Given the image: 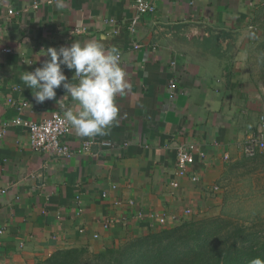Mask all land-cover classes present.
<instances>
[{
	"label": "crops",
	"instance_id": "crops-1",
	"mask_svg": "<svg viewBox=\"0 0 264 264\" xmlns=\"http://www.w3.org/2000/svg\"><path fill=\"white\" fill-rule=\"evenodd\" d=\"M135 1L0 0V264L99 252L217 213L232 196V173L246 162L238 144L260 127L248 69L264 0H143L152 7L143 14ZM76 41L118 48L129 88L107 135L70 127L73 154L63 159L34 151L14 122L63 114L62 86L37 103L20 76L41 67L47 48ZM62 71L70 82L74 70ZM185 143L196 151L181 176L176 146Z\"/></svg>",
	"mask_w": 264,
	"mask_h": 264
},
{
	"label": "clouds",
	"instance_id": "clouds-1",
	"mask_svg": "<svg viewBox=\"0 0 264 264\" xmlns=\"http://www.w3.org/2000/svg\"><path fill=\"white\" fill-rule=\"evenodd\" d=\"M62 6L57 3L58 8ZM44 53L48 59L34 71H24L21 83L34 90L37 103L55 99L56 89L62 86L66 94L57 101L63 109L61 122L81 138L107 135L119 115L115 99L129 88L119 49L113 46L106 50L96 41H76L59 50L49 47ZM62 66L74 70L71 81L75 83L67 81ZM68 102L73 107H68ZM250 264H264V259L256 257Z\"/></svg>",
	"mask_w": 264,
	"mask_h": 264
},
{
	"label": "trees",
	"instance_id": "trees-1",
	"mask_svg": "<svg viewBox=\"0 0 264 264\" xmlns=\"http://www.w3.org/2000/svg\"><path fill=\"white\" fill-rule=\"evenodd\" d=\"M226 203L216 218H191L152 229L124 248L111 245L96 254H89L87 248L64 249L33 264H250L256 257L264 259V240L249 227H231L230 221H224V216H231L225 212ZM220 222L226 226L220 228Z\"/></svg>",
	"mask_w": 264,
	"mask_h": 264
},
{
	"label": "rangeland",
	"instance_id": "rangeland-1",
	"mask_svg": "<svg viewBox=\"0 0 264 264\" xmlns=\"http://www.w3.org/2000/svg\"><path fill=\"white\" fill-rule=\"evenodd\" d=\"M253 37L254 42L250 52L251 64L248 70L252 75L250 87L255 96L250 104L255 112L256 122L260 123L261 118L264 117V15L256 21ZM260 154L256 161H251L253 158L249 159L241 155L246 162H243L244 166L240 165V168L232 173L235 174L232 181L233 193L225 205V212L230 213L231 216L228 215L229 218L224 216V221H230L231 227H249L251 232L257 234V238L264 240V152ZM224 208L223 206L219 212L203 215L200 218H216ZM224 226L226 222H220V228ZM134 239L115 246L124 248L129 246ZM88 253L98 252L89 250Z\"/></svg>",
	"mask_w": 264,
	"mask_h": 264
},
{
	"label": "built area",
	"instance_id": "built-area-1",
	"mask_svg": "<svg viewBox=\"0 0 264 264\" xmlns=\"http://www.w3.org/2000/svg\"><path fill=\"white\" fill-rule=\"evenodd\" d=\"M138 13L151 12L152 7L143 0H136L134 4ZM175 84L170 83V88H174ZM63 114L52 112L47 119L39 122L15 120L14 124H21L28 131V139L30 147L34 151L43 153H54L57 157L63 159L71 158L72 148L63 140L70 131V126L61 122ZM260 126L257 131L249 132L245 138L238 144L239 153L246 157L252 158L256 153L264 152V135L260 128L264 126V117L261 118ZM91 142L86 141L82 145V150L87 151ZM175 167L179 175L184 176L186 169L194 162L193 153L196 151V146L193 143L179 144L176 146ZM202 155V154H201ZM228 159V155L224 156ZM172 186L176 187L177 183L173 182ZM161 225H166V220L163 217L158 219Z\"/></svg>",
	"mask_w": 264,
	"mask_h": 264
}]
</instances>
